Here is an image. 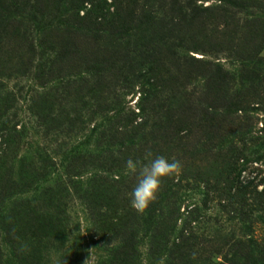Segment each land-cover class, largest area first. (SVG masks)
I'll list each match as a JSON object with an SVG mask.
<instances>
[{
	"label": "rangeland",
	"instance_id": "rangeland-1",
	"mask_svg": "<svg viewBox=\"0 0 264 264\" xmlns=\"http://www.w3.org/2000/svg\"><path fill=\"white\" fill-rule=\"evenodd\" d=\"M29 1L25 14L0 4V116L19 133L2 166L22 182L15 224L35 264H264V0H175L182 15L169 0H121L79 17L63 0ZM160 21L171 32L156 34ZM103 29L110 40L94 43ZM65 44L81 56L111 46L74 110L55 91L72 72L82 84L83 62L54 53L52 75L40 69ZM38 151L47 178L20 170ZM157 156L182 168L138 213L126 162Z\"/></svg>",
	"mask_w": 264,
	"mask_h": 264
},
{
	"label": "trees",
	"instance_id": "trees-1",
	"mask_svg": "<svg viewBox=\"0 0 264 264\" xmlns=\"http://www.w3.org/2000/svg\"><path fill=\"white\" fill-rule=\"evenodd\" d=\"M2 4L5 3V0H0ZM49 1V0H48ZM109 1H111V4H109ZM223 2H226V0H222ZM9 3H11V8L16 11V7H19L22 10V14H25L23 12L24 9H32L33 5H35V2L32 3V1L29 0H8ZM59 2L62 3V0H59ZM97 2V5L94 3ZM121 2V0H63L64 6H69L76 14H78L76 17H79L80 12L82 9L87 6H90L89 12H97L102 14L104 11L103 9L108 7V9L112 6V8L118 6V4ZM169 3H167L168 11L170 6V11L175 12V15H182V9L185 8L183 5L180 4V6H177V3L175 0H169ZM235 0V7H243V4H236ZM91 3V4H90ZM93 3V4H92ZM195 4V3H194ZM193 0H188L187 6H192ZM84 8V9H85ZM117 8V7H116ZM85 9V10H86ZM192 10V8H190ZM208 10V9H205ZM116 9L114 10V12ZM113 18L117 16L115 13L112 14ZM23 17V16H22ZM176 20V18H174ZM172 22L168 23V27H165V24L160 21L159 23V30L156 32H161L163 35V32L165 29L169 30L171 32L170 26ZM86 29H88L87 24L84 26ZM81 30V28H79ZM110 29V28H109ZM90 30V29H88ZM82 31V30H81ZM110 31L107 29L103 30H93L95 36L92 37V41L94 43L101 42V40L108 42L110 40ZM166 31V30H165ZM90 32V31H89ZM92 32V34H93ZM91 33V32H90ZM86 38V37H85ZM82 39V38H80ZM165 41V39H162L161 41ZM85 39H82L80 42L84 43ZM66 48V49H65ZM79 47L77 49L76 45H71L69 48H67L66 44L60 51H57V48L50 50L48 54L47 62L41 65L40 69L44 72L46 69L49 70V75H52V70L56 67L54 63L49 62L51 59V56L55 53H58L60 60H67L69 61V65L73 63H79L82 64L85 67L84 69V75L86 76V79L82 80V84L78 83L79 76L77 74H74L73 72L69 75H65L66 77H63L59 83V86L57 90L55 91L56 94L58 92H61L63 95V99L68 98L70 96L73 97V100L70 103H73L71 110H74L76 107V104H78L77 100L80 98H83V95L88 91V86L90 85V80L93 81L92 85H98L101 80L102 72H104V62L105 57L109 49H111V46L107 45L105 49L101 50L100 52L95 49V47H92L90 45L89 52L87 50V55L81 56V53L79 51ZM44 55V54H41ZM98 57H101V61L98 60ZM40 70V71H41ZM64 70L61 69L58 72H63ZM254 71L256 72L257 69L255 68ZM254 72V73H255ZM53 77V76H50ZM74 78V80H70ZM91 91H89L90 93ZM8 98V96H7ZM48 98V97H47ZM9 99V98H8ZM82 107L84 104L81 105ZM76 113V111H75ZM83 111H79L78 116L75 117L74 121L77 124H81L83 122ZM9 121L4 117V115L0 116V140L1 142L0 148L2 144H5V152H0V264H35L39 262L38 257L35 255L34 250L30 249L26 245H22L23 238L25 243H27V240L25 239V236L19 235V230L17 228V225L15 224L16 220V209L20 208L23 204L27 203L25 200L17 201L14 200V197L17 196L20 192V187L22 185V182L20 185H17L14 183L13 177H12V169L6 165L2 166V163L5 162L6 159L8 163H13L16 157H13V155L18 153L17 149V138H18V131L17 126H8ZM40 150V149H39ZM36 159L38 161H32L30 165H28V162L24 161V159L19 162L20 164V170L27 168L28 177L29 178H47L49 174L51 173L49 170L53 169V162L49 160L47 157V154H43L42 152L37 153ZM103 159V158H102ZM33 160V159H32ZM47 163H50L47 165ZM50 166V167H49ZM7 167V168H5ZM76 168L74 167L72 169V172H74ZM20 174H18V178L20 181H22V178H20ZM51 175V174H50ZM73 177L70 176V179L68 180L69 183L72 185L73 183ZM78 179V178H77ZM41 182V181H39ZM79 183H75V187H77ZM77 188L74 189V191ZM34 220H39L36 217H32ZM29 230V229H28ZM31 233H28L30 235ZM27 247V248H26ZM38 260L37 262L35 259Z\"/></svg>",
	"mask_w": 264,
	"mask_h": 264
},
{
	"label": "clouds",
	"instance_id": "clouds-1",
	"mask_svg": "<svg viewBox=\"0 0 264 264\" xmlns=\"http://www.w3.org/2000/svg\"><path fill=\"white\" fill-rule=\"evenodd\" d=\"M178 160L157 156L141 165L139 161L127 160L125 172L128 175L139 173V178L130 193V207L138 213H145L156 200L163 181L180 172Z\"/></svg>",
	"mask_w": 264,
	"mask_h": 264
}]
</instances>
